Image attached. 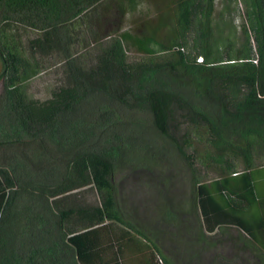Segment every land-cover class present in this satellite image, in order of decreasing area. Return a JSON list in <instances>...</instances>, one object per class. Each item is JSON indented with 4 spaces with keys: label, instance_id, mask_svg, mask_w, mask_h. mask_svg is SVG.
<instances>
[{
    "label": "trees",
    "instance_id": "1",
    "mask_svg": "<svg viewBox=\"0 0 264 264\" xmlns=\"http://www.w3.org/2000/svg\"><path fill=\"white\" fill-rule=\"evenodd\" d=\"M143 1L0 0V264H170L116 200L115 105L146 111L188 164L202 240L232 238L236 264H264V0H160L170 27L163 12L140 36L100 37L101 18ZM19 26L38 33L27 47ZM130 46L148 58L128 61ZM38 55H56L64 75L43 100L28 93ZM93 110L99 130L87 131ZM195 141L203 154L188 152Z\"/></svg>",
    "mask_w": 264,
    "mask_h": 264
},
{
    "label": "rangeland",
    "instance_id": "2",
    "mask_svg": "<svg viewBox=\"0 0 264 264\" xmlns=\"http://www.w3.org/2000/svg\"><path fill=\"white\" fill-rule=\"evenodd\" d=\"M165 6L160 0H144L136 11L130 12L128 8L123 12L114 10L112 14L101 18L94 27L100 32V37L109 34L112 29L129 30L140 36L147 32L150 25L158 22V17L163 12L167 17L166 27H170L172 13ZM232 18L237 35H240L244 23L241 5ZM82 32L84 36L81 40L86 37L90 42L91 37L86 33V29ZM18 33L25 47L30 39L38 35L28 26H19ZM86 47L87 51L91 50L90 45ZM73 49L81 51L79 46ZM94 49L96 51L97 47L94 46ZM37 57L45 64V68L29 82L28 93L33 98L43 100L49 97V91L55 85L64 80V75L56 55ZM127 57L130 62L148 58L133 46L127 49ZM114 108L119 118L116 123L108 126V131L114 130L119 134L120 138L114 142L122 144L126 152L125 160L117 168L115 177L118 203L130 215L146 224V230H149L148 233L158 245L162 256L170 264H220L219 258L226 255L225 250L232 247L218 246L214 238L207 237L202 240L199 226L188 211L193 190V179L188 164L174 147L165 143L155 132L146 111L116 105ZM86 117V130L90 129L87 125L95 122V129L98 131L96 110ZM78 129L83 130L82 127ZM193 148L188 152L197 150L201 155L205 147L203 143L195 141ZM85 197L90 203H96L98 200L94 191L87 192ZM168 210L174 215H167ZM228 233L229 231H226V234Z\"/></svg>",
    "mask_w": 264,
    "mask_h": 264
},
{
    "label": "crops",
    "instance_id": "3",
    "mask_svg": "<svg viewBox=\"0 0 264 264\" xmlns=\"http://www.w3.org/2000/svg\"><path fill=\"white\" fill-rule=\"evenodd\" d=\"M216 241L218 242L217 243L218 246L232 247L229 250H225L226 255L224 254L223 256L219 258L220 264H236V261L238 259L236 241L232 238H221V239H216ZM105 260H110V258H105ZM131 260L135 261L136 264H151V261H150L151 259L149 260V257L147 256L144 258H141L139 256L137 257L133 256Z\"/></svg>",
    "mask_w": 264,
    "mask_h": 264
},
{
    "label": "built area",
    "instance_id": "4",
    "mask_svg": "<svg viewBox=\"0 0 264 264\" xmlns=\"http://www.w3.org/2000/svg\"><path fill=\"white\" fill-rule=\"evenodd\" d=\"M199 60H201V59L199 58L198 61H199ZM254 62H256V61H254Z\"/></svg>",
    "mask_w": 264,
    "mask_h": 264
}]
</instances>
